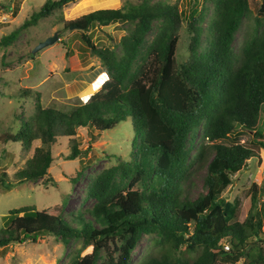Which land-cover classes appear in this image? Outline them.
<instances>
[{"label": "trees", "instance_id": "obj_1", "mask_svg": "<svg viewBox=\"0 0 264 264\" xmlns=\"http://www.w3.org/2000/svg\"><path fill=\"white\" fill-rule=\"evenodd\" d=\"M74 1L46 0L23 26ZM206 1L212 11L205 30L199 24L203 12L198 1L191 2L189 55L180 62L176 50L185 16L175 4L126 2L64 21V27L83 30L81 39L99 58L104 74L86 89V100L69 109L44 107L35 93L33 112L15 114L17 130L3 133L24 151L33 149L32 154L12 180L0 173V183L11 186L46 176L61 137L69 140L65 158L74 160L82 152L79 127L93 136L128 119L135 133V159L95 175L87 192L94 201L89 210L68 216L63 205L10 209L0 228V247L37 243L48 236L63 242L81 239L82 248L66 264H133L141 236L154 233L153 251L135 264H264V196L259 201L253 185L250 210L239 221V202L222 195L246 160L264 149V133L258 131L264 105V17H255L235 49L236 32L250 14L248 0ZM258 12L264 13V0ZM158 19L161 24L145 45ZM113 23L133 25L116 49L95 44L87 33ZM203 31L206 45L201 49ZM17 33L15 29L3 36L0 46L10 44ZM22 93L28 96L31 90ZM236 126L253 131L252 145L222 143ZM199 130L202 141L195 147ZM198 161L206 168V192L192 197L182 184ZM120 169L123 182L116 179Z\"/></svg>", "mask_w": 264, "mask_h": 264}, {"label": "rangeland", "instance_id": "obj_2", "mask_svg": "<svg viewBox=\"0 0 264 264\" xmlns=\"http://www.w3.org/2000/svg\"><path fill=\"white\" fill-rule=\"evenodd\" d=\"M46 0H0V39L18 29L15 38L7 46H0V173L6 172L7 179L12 180L13 173L23 166L32 150L24 151L20 143L4 138L5 131L15 132L18 121L15 114H31L35 107V93H40L42 106L71 108L83 103L86 89L104 74L99 58L87 48L81 39L83 30L64 27L68 21L100 8H119L126 2L137 3L141 0H75L61 10L40 19L34 25L23 26L30 15L40 8ZM198 8L203 12L200 26L205 30L212 5L206 0H197ZM262 0H248L250 14L243 18L236 32L233 46L238 49L246 30L253 25L256 16H263L258 8ZM151 3L165 2L175 4L182 12L184 19L179 29L177 43V60L184 61L189 55V44L192 31L187 22L191 20L190 6L192 0H150ZM198 10V11H199ZM199 12L196 13L198 15ZM161 19L155 20L151 31L145 37V45L155 35ZM133 27L130 23H113L107 26H94L87 32L91 40L100 46L116 49L119 39ZM57 32L58 39L37 52L32 49L46 37ZM206 45L205 31L200 38V48ZM68 52L69 55L66 54ZM97 87V86H96ZM31 90L24 96L22 89ZM96 89H94L95 91ZM93 91V92H94ZM258 131L264 133V105ZM80 140L78 145L82 152L74 159L67 160L65 155L70 152L69 140L61 137L54 145V160L48 174L37 181H28L7 186L0 183V228L4 226L8 211L24 205H33L40 210L49 206L63 205L66 215L71 216L77 211L89 210L93 200L87 196L88 188L97 173L119 163L132 162L135 159L132 131L128 119L119 122L114 128L90 132L85 128H77ZM202 141L201 130L193 141L196 147ZM245 143L252 145L253 131L236 126L222 143ZM35 141L34 145H38ZM194 150L191 152L193 155ZM80 173V174H79ZM78 175V178L77 177ZM205 165L195 162L182 188L192 197L206 192L204 176ZM123 170L120 169L117 181H125ZM231 183L222 193L226 199H236L237 219L243 221L251 207L253 185L259 201L264 196V149H260L258 157L246 160L242 169L234 176ZM264 229V228H262ZM156 235L143 234L133 252L132 263L139 261L142 255L150 253L155 247ZM81 239L63 242L59 238L48 236L40 242L26 241L0 247V264H66L71 254L82 248Z\"/></svg>", "mask_w": 264, "mask_h": 264}, {"label": "water", "instance_id": "obj_3", "mask_svg": "<svg viewBox=\"0 0 264 264\" xmlns=\"http://www.w3.org/2000/svg\"><path fill=\"white\" fill-rule=\"evenodd\" d=\"M71 27H74L75 26H71ZM58 39L57 37V32H54L53 35L51 36H48L46 37L44 40L42 41H39L35 46L34 48L32 49V52L35 53L37 52L38 50H40L41 48L47 46V45H50L52 43H54L56 40Z\"/></svg>", "mask_w": 264, "mask_h": 264}, {"label": "built area", "instance_id": "obj_4", "mask_svg": "<svg viewBox=\"0 0 264 264\" xmlns=\"http://www.w3.org/2000/svg\"><path fill=\"white\" fill-rule=\"evenodd\" d=\"M225 248H227V246Z\"/></svg>", "mask_w": 264, "mask_h": 264}, {"label": "clouds", "instance_id": "obj_5", "mask_svg": "<svg viewBox=\"0 0 264 264\" xmlns=\"http://www.w3.org/2000/svg\"><path fill=\"white\" fill-rule=\"evenodd\" d=\"M226 247V246H225Z\"/></svg>", "mask_w": 264, "mask_h": 264}]
</instances>
